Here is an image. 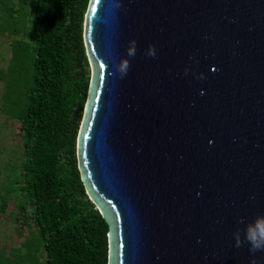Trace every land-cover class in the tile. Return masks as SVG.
I'll return each instance as SVG.
<instances>
[{
  "label": "water",
  "instance_id": "1",
  "mask_svg": "<svg viewBox=\"0 0 264 264\" xmlns=\"http://www.w3.org/2000/svg\"><path fill=\"white\" fill-rule=\"evenodd\" d=\"M84 41L109 264H264V0H91Z\"/></svg>",
  "mask_w": 264,
  "mask_h": 264
},
{
  "label": "trees",
  "instance_id": "2",
  "mask_svg": "<svg viewBox=\"0 0 264 264\" xmlns=\"http://www.w3.org/2000/svg\"><path fill=\"white\" fill-rule=\"evenodd\" d=\"M90 2L35 0L31 14L34 85L17 130L25 137L20 213L42 240L32 264H109V226L87 195L77 156L92 79L84 41Z\"/></svg>",
  "mask_w": 264,
  "mask_h": 264
},
{
  "label": "rangeland",
  "instance_id": "3",
  "mask_svg": "<svg viewBox=\"0 0 264 264\" xmlns=\"http://www.w3.org/2000/svg\"><path fill=\"white\" fill-rule=\"evenodd\" d=\"M35 0H0V264H32L42 241L21 216L24 134L17 130L34 85L36 44L31 38ZM40 263L44 259L37 257Z\"/></svg>",
  "mask_w": 264,
  "mask_h": 264
}]
</instances>
